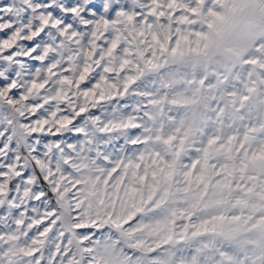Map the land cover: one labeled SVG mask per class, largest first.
I'll return each instance as SVG.
<instances>
[{
  "label": "snow or ice",
  "instance_id": "6c2138e0",
  "mask_svg": "<svg viewBox=\"0 0 264 264\" xmlns=\"http://www.w3.org/2000/svg\"><path fill=\"white\" fill-rule=\"evenodd\" d=\"M0 264H264V0H0Z\"/></svg>",
  "mask_w": 264,
  "mask_h": 264
}]
</instances>
